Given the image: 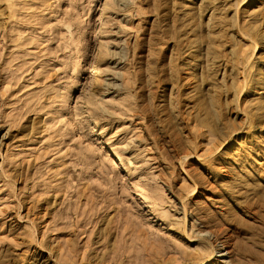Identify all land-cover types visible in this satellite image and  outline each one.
Segmentation results:
<instances>
[{
  "label": "rangeland",
  "instance_id": "1",
  "mask_svg": "<svg viewBox=\"0 0 264 264\" xmlns=\"http://www.w3.org/2000/svg\"><path fill=\"white\" fill-rule=\"evenodd\" d=\"M203 230L264 264V0H0V264H197Z\"/></svg>",
  "mask_w": 264,
  "mask_h": 264
},
{
  "label": "bare ground",
  "instance_id": "2",
  "mask_svg": "<svg viewBox=\"0 0 264 264\" xmlns=\"http://www.w3.org/2000/svg\"><path fill=\"white\" fill-rule=\"evenodd\" d=\"M242 1H246V0H242ZM230 137H232L231 135H230ZM228 139V138H227ZM211 169V168H210ZM212 172V171H211ZM210 172V173H211ZM223 172V171H222ZM215 173V172H214ZM213 174V173H212ZM191 190H193V189H191ZM194 191V190H193ZM192 192V191H191ZM181 209H182V207H181ZM183 210H184V205H183ZM183 210H182V213H183V219H184V217H185V214H184V212H183ZM215 217V216H214ZM213 217V218H214ZM201 219H202V217H201ZM208 220V219H207ZM202 221V220H201ZM200 221V222H201ZM204 221V220H203ZM213 221V220H212ZM202 223V222H201ZM209 223H210V221H209ZM206 224V223H205ZM212 224L214 225V223L212 222ZM212 224L210 223V225L212 226ZM200 225V224H199ZM216 225V224H215ZM214 225V226H215ZM208 226V225H207ZM206 226V227H207ZM217 226V225H216ZM213 227V226H212ZM202 228V227H201ZM217 228V227H216ZM207 230V229H206ZM208 230H209V228H208ZM215 230H219V229H215ZM198 231H200V230H198ZM211 231V230H210ZM213 231V230H212ZM217 232V231H216ZM212 233H215V231L214 232H212ZM198 234V233H197ZM218 234V233H217ZM199 236L200 237H204L205 238V240H207V242H208V248H209V250H208V248L207 247H205V252L206 253H203V258L202 259H200L199 260V262L197 263V264H230L231 263V255H234V253H233V250H232V247H230L231 245H229V244H227V241H226V237H219L218 235V237H216V236H214V234L212 235L209 231L207 232H205L204 230H203V232H199ZM203 241V240H202ZM229 243V242H228ZM205 245H206V242H205ZM206 245V246H207ZM233 245V244H232ZM234 246V245H233ZM235 250V249H234ZM246 250V249H245ZM244 250V252H246ZM236 251H239V249L238 250H236ZM235 252V251H234ZM243 252V253H244ZM240 253H241V250H240ZM237 254V253H236ZM244 254H246V253H244ZM243 254V255H244ZM212 255H213V257H214V259L215 260H213V258H211L212 257ZM248 255H250V254H248ZM240 256H241V258H242V255L240 254ZM246 256V255H245ZM239 257V256H238ZM239 259V258H238Z\"/></svg>",
  "mask_w": 264,
  "mask_h": 264
}]
</instances>
